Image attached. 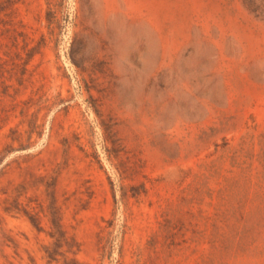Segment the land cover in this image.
Returning a JSON list of instances; mask_svg holds the SVG:
<instances>
[{
	"label": "rangeland",
	"instance_id": "374dc122",
	"mask_svg": "<svg viewBox=\"0 0 264 264\" xmlns=\"http://www.w3.org/2000/svg\"><path fill=\"white\" fill-rule=\"evenodd\" d=\"M0 264H264V0H0Z\"/></svg>",
	"mask_w": 264,
	"mask_h": 264
},
{
	"label": "trees",
	"instance_id": "16d2710c",
	"mask_svg": "<svg viewBox=\"0 0 264 264\" xmlns=\"http://www.w3.org/2000/svg\"><path fill=\"white\" fill-rule=\"evenodd\" d=\"M244 3L247 4V0H244ZM28 214H29V218L31 222L33 223V225L38 230H41L39 217L31 213H28ZM49 221L51 224V231H49V235L53 239V244H54L53 250H50V249L47 250V255H48L49 260L50 261L56 260V254L58 253L60 249H63L64 247H67L66 251L76 254L77 252L74 250V247H73L74 245L72 244L73 239L72 237H69L67 232L64 230L60 217L52 215V217H49Z\"/></svg>",
	"mask_w": 264,
	"mask_h": 264
}]
</instances>
